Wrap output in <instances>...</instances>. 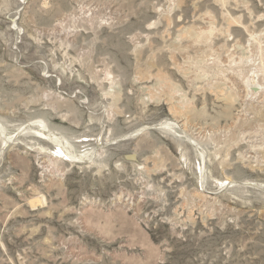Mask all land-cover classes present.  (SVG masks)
Here are the masks:
<instances>
[{"label":"rangeland","instance_id":"rangeland-1","mask_svg":"<svg viewBox=\"0 0 264 264\" xmlns=\"http://www.w3.org/2000/svg\"><path fill=\"white\" fill-rule=\"evenodd\" d=\"M263 183L264 0H0V264H264Z\"/></svg>","mask_w":264,"mask_h":264},{"label":"bare ground","instance_id":"bare-ground-1","mask_svg":"<svg viewBox=\"0 0 264 264\" xmlns=\"http://www.w3.org/2000/svg\"><path fill=\"white\" fill-rule=\"evenodd\" d=\"M232 19V18H231ZM209 30V29H208ZM208 32V31H207ZM202 35V34H199ZM205 38V36H204ZM205 41V40H204ZM207 42V41H206ZM204 43V42H203ZM210 46V45H209ZM204 49V48H203ZM230 102V101H229ZM170 109V108H169ZM252 110V109H251ZM256 116V115H255ZM156 125V126H155ZM153 126L157 127V126H166V128H168L167 126H170V129H175V127H177L175 124L173 123H168L164 120H160V122H156L153 124ZM152 126V127H153ZM41 135H43L45 138H47L50 142H53L54 144H56L59 148V150H61L64 154V156H69L70 158H82V156L75 154L72 151V147L71 145L67 142H64L63 137L60 133H58L55 130H49L44 124L41 126ZM173 133V132H172ZM39 134V133H38ZM57 148V147H56ZM68 157V158H69ZM71 160V159H70ZM73 160V159H72ZM262 186L264 187V183L262 184Z\"/></svg>","mask_w":264,"mask_h":264}]
</instances>
